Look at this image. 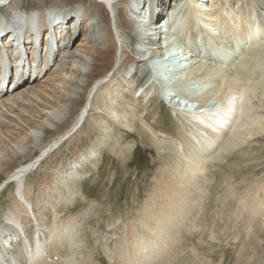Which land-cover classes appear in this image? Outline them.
<instances>
[{"label": "bare ground", "instance_id": "1", "mask_svg": "<svg viewBox=\"0 0 264 264\" xmlns=\"http://www.w3.org/2000/svg\"><path fill=\"white\" fill-rule=\"evenodd\" d=\"M23 1L39 7L28 11ZM43 1L0 0V77L8 76L0 83V200L16 185L12 208L0 206V264H78L73 223L59 219L85 199L81 182L98 168L101 150L69 149L71 160L58 164L51 179L35 191L26 182L93 120L96 98L107 89L145 99L159 89L173 102L176 122L193 127L178 144L177 154L185 157L174 167L176 181L160 184L146 201L145 232L130 223L118 252L104 251L108 264H163L203 192L205 163L264 132V0ZM10 61L23 72L8 87ZM144 73L152 81L140 94L134 89ZM181 96L190 109H182ZM81 99L77 115H67ZM116 103L107 111L127 126L130 116L119 114ZM46 137L52 139L43 144ZM28 140L40 152L21 164L30 156Z\"/></svg>", "mask_w": 264, "mask_h": 264}, {"label": "rangeland", "instance_id": "2", "mask_svg": "<svg viewBox=\"0 0 264 264\" xmlns=\"http://www.w3.org/2000/svg\"><path fill=\"white\" fill-rule=\"evenodd\" d=\"M62 1L44 0L43 3L52 6ZM21 6L28 11L39 7L35 1L34 4L33 1H23ZM171 6L170 3L166 11ZM153 52L159 51L156 49ZM129 54H132L131 50ZM7 65L12 66V70L8 71L10 77L8 87H10L15 83L16 76H21L23 71L19 69L18 62L15 67L11 61ZM0 78V83H3L8 76ZM148 79V73H144L134 90H138L141 94L143 90L141 87L148 83ZM112 88L110 89L113 90ZM119 91L121 92L108 93L107 89L101 97L98 95L93 109V120L87 121L76 133L77 135L70 138L32 172L26 182V185L35 191L39 185L51 179L52 174H56L59 169L58 164L62 166L71 160L72 150L84 151L91 145L101 150L102 156L98 168L92 170L90 176L81 182L85 199L76 200L59 219L64 223L71 221L73 223L72 230L76 233H72L75 236L73 242L77 248L76 250L74 247L76 250L74 256L78 264H87V262L108 264L109 259L105 256L109 254L114 256L118 252L120 243L127 237L126 227L130 223L137 226L140 233L145 232L140 225L148 212V210L146 212V201L153 191L157 190L156 187H160L166 181L169 183L176 181L177 174L174 167L185 157L177 154L178 144L184 143L185 138H188L186 134L189 129L193 130L192 125L182 118L177 120L179 123L176 122L171 106L173 102L163 97L159 89H153L146 99L135 96L134 91L133 94L123 89ZM178 99L183 102L188 101L191 105L189 98L184 99L181 96ZM82 100L79 101L76 111L70 108L67 115H77L84 102ZM112 102H117L114 109L119 114L127 113L128 117L130 116L127 126L118 121L111 111H107L109 107L113 108ZM74 103L71 104L76 106ZM254 103H258L256 99ZM263 133L259 132L251 138H246L236 149L228 150L208 165L205 163L204 168L202 167L204 173L201 172L202 179L204 178L201 186L203 192L197 198V204L192 206V212L187 217L184 229L178 233L179 237L174 243L176 251L173 247L174 250L170 255L165 256L163 264H264ZM51 139L52 137L43 138V144H48ZM25 143L31 144V151L27 159L20 161L21 164L29 162L40 152L33 146L32 140ZM4 178L5 176H2L0 182ZM165 187L168 185L162 186L161 189ZM15 190L16 185L11 184L3 193L0 200L2 211L12 208L11 201L15 197ZM191 218L196 220L192 221ZM194 226L197 228L195 229ZM188 227L191 228L190 234L187 231ZM79 243L83 245L80 246ZM106 248L109 251L108 255L104 254ZM81 256L86 257L82 259ZM85 259L87 261L84 262Z\"/></svg>", "mask_w": 264, "mask_h": 264}, {"label": "built area", "instance_id": "3", "mask_svg": "<svg viewBox=\"0 0 264 264\" xmlns=\"http://www.w3.org/2000/svg\"><path fill=\"white\" fill-rule=\"evenodd\" d=\"M1 88L2 87H0V90H1ZM168 101L170 102V100L168 99ZM182 101V100H181ZM170 107V106H169ZM181 107H182V109H190V107H191V105H190V103L188 102V101H182L181 102ZM175 112V111H174ZM176 113V112H175Z\"/></svg>", "mask_w": 264, "mask_h": 264}]
</instances>
